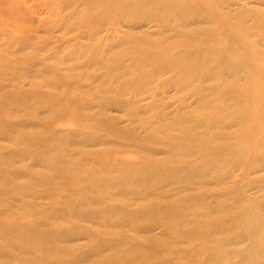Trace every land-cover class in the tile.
I'll return each instance as SVG.
<instances>
[{
	"label": "rangeland",
	"instance_id": "374dc122",
	"mask_svg": "<svg viewBox=\"0 0 264 264\" xmlns=\"http://www.w3.org/2000/svg\"><path fill=\"white\" fill-rule=\"evenodd\" d=\"M94 1L93 9L86 7L85 0H76L73 5L57 0H17L13 2L15 5L8 0L0 2V10H13L14 7L17 14L25 19L19 30H14L8 19L0 21V67L3 70L8 68V72L6 69L0 73V131L28 128L34 134L65 136V140H60L62 143L68 141L80 151L84 148L82 151L90 167L96 158L103 159L105 164L111 162L107 176L115 177V173L128 171L133 177L143 174V180L130 178L124 194L116 190L118 187L113 186V182H109L108 187L117 192V199L124 202L129 213L134 215L135 228L141 238L150 239L144 248V252L150 254V264H178V261L206 264L209 253L196 251L203 238L188 243L183 232L196 225L191 223L198 215L203 217L207 213L209 215L204 219L219 223L209 244L221 243L229 236V240H225L227 249L238 252L251 248L255 251L253 254H257V243L242 234L245 231L238 232L232 227L238 225V216L249 217L251 213L259 216L260 223L264 225V140L259 143L257 152L252 151L251 141V123L255 120L262 126L260 131L264 138V0H187L185 4L188 5L182 6L193 10V17L182 22L174 11L171 14L166 12L164 0H148L149 5L147 0L146 3L144 0ZM28 20H31L30 24ZM123 47L128 48L121 50ZM13 55L19 58L16 62ZM26 55L29 58L27 56L26 59ZM60 89L66 97L77 96L89 102L90 119L78 118L85 121L86 126H82L84 133L90 134L94 140L83 143L72 135L82 128L72 124V112L65 110L63 102L58 101L63 93ZM28 114L34 116L28 117ZM213 117L216 123L211 127L213 123H208ZM97 123L101 128H95ZM69 137L78 140L71 141ZM21 147L17 145L16 149ZM10 149L7 139L0 135V171L3 173L2 164L14 161L7 155ZM95 152L99 154L95 155ZM74 157L79 159L81 155L74 153ZM29 161L26 157L20 165L26 166ZM149 174L150 178H146ZM22 188L18 183L15 191ZM46 189L45 182H36L32 189L35 193L26 192L21 205L12 199L13 207L7 196L0 193L1 213L14 224L28 223L27 212L42 213L40 216L46 219L41 221L40 229L52 231L56 236L71 229L67 225L61 228L50 226L48 217L53 216L52 194ZM74 196L85 201L95 197L101 202L80 208L79 212L85 215L80 220L71 218L75 222L71 225L79 229H95L103 223L105 231L100 240L106 239L107 232L116 229L115 215L107 208V200L103 199L106 196L94 187ZM138 203L151 204L138 211ZM63 210L59 212L70 221ZM97 211L101 214H95ZM171 230L178 233L172 236ZM178 236L180 238L176 239ZM75 241L76 245H88L85 238ZM71 250L64 256L76 255L81 264H92L97 259L93 253L82 257L77 255L80 251ZM245 259L246 256L242 261Z\"/></svg>",
	"mask_w": 264,
	"mask_h": 264
},
{
	"label": "bare ground",
	"instance_id": "6f19581e",
	"mask_svg": "<svg viewBox=\"0 0 264 264\" xmlns=\"http://www.w3.org/2000/svg\"><path fill=\"white\" fill-rule=\"evenodd\" d=\"M5 0H0V2H3ZM7 1V0H6ZM9 3L13 0H8ZM58 2H70L75 4L76 0H57ZM80 1V0H78ZM84 1V0H83ZM130 1V0H127ZM145 1V0H144ZM163 1V0H162ZM194 1V0H193ZM17 2V0L13 1ZM11 2V3H13ZM21 2V1H20ZM19 2V3H20ZM75 2V3H74ZM100 2V1H99ZM116 2V1H115ZM147 4L149 5L150 2L147 0ZM160 2V1H159ZM187 2V0H164V8L166 9V12L174 11L178 16H180V22L182 20H186L187 18L193 17V10H186L182 5H184ZM191 2V1H190ZM23 3V2H21ZM84 2H82L83 5ZM85 3L87 4L86 7L93 9V4L95 3L94 0H85ZM98 3V1H97ZM146 3V1H145ZM2 4V3H1ZM5 5V3H3ZM15 5V3H13ZM12 4V5H13ZM121 4V3H120ZM124 4V3H123ZM127 4V3H126ZM22 5V4H20ZM65 5V4H64ZM116 5V3H115ZM132 5V4H131ZM139 5V4H138ZM141 5V4H140ZM147 5V6H148ZM188 5V4H185ZM195 5V4H194ZM6 6V5H5ZM84 6V5H83ZM82 6V8H83ZM114 6V5H113ZM125 6V5H124ZM134 6V5H133ZM153 6V5H152ZM156 6V5H155ZM21 7H24L23 5ZM42 7V6H41ZM116 7V6H115ZM138 7V6H137ZM188 7V6H187ZM196 6H194L195 8ZM12 9H4L0 10V21H5V19L9 20V23L13 27L14 30H19L21 27V24L24 22V18L17 14L14 7ZM16 8V7H15ZM81 8V9H82ZM101 8V7H100ZM99 8V9H100ZM108 8V7H107ZM129 8V7H128ZM127 8V9H128ZM153 8V7H152ZM156 8V7H154ZM199 8V7H198ZM24 9V8H23ZM21 9V10H23ZM80 9L81 13L82 10ZM98 10L97 8H95ZM94 9V10H95ZM112 9V8H111ZM141 9V8H140ZM143 9V8H142ZM162 9V8H161ZM17 10V9H16ZM77 9L76 11H78ZM85 10V8H84ZM118 10V9H117ZM132 10V8H131ZM138 10V8L136 9ZM149 10V9H148ZM15 11V12H14ZM74 11V12H76ZM119 11V10H118ZM123 11V10H121ZM139 11V10H138ZM144 11V10H143ZM164 11V10H163ZM177 11V12H176ZM26 12V10H25ZM56 12V11H55ZM131 12V11H130ZM133 12H135L133 10ZM79 13V12H77ZM79 13V14H81ZM90 13V12H89ZM92 13V12H91ZM90 13V14H91ZM94 13V12H93ZM117 13V12H116ZM122 13V12H121ZM125 13V12H124ZM148 13V11H147ZM83 14V13H82ZM96 14V13H95ZM132 14V12H131ZM134 14V13H133ZM144 14V13H143ZM174 14V13H173ZM92 15V14H91ZM104 15V14H103ZM130 15V13H129ZM199 15V14H198ZM93 16V15H92ZM91 16V17H92ZM118 16V15H117ZM136 16V15H135ZM166 16V15H165ZM83 17V16H82ZM109 17V16H108ZM31 18V17H30ZM29 18V19H30ZM118 18L121 20L120 16ZM93 19V18H92ZM6 20V21H8ZM91 20V19H90ZM97 20V19H96ZM115 20V19H114ZM118 20V19H117ZM169 20V19H168ZM29 21V20H28ZM31 21V20H30ZM30 21L28 24H30ZM264 21V20H262ZM99 22V21H97ZM2 23V22H1ZM260 23V21H259ZM5 24V23H2ZM126 25V24H125ZM179 25V24H178ZM184 25V24H183ZM182 25V26H183ZM181 26V27H182ZM187 26V24H186ZM183 26V27H186ZM115 27V26H114ZM177 27V26H176ZM1 28V27H0ZM28 30L30 27H27ZM179 28V27H178ZM32 30V29H30ZM30 32V31H29ZM176 34V33H175ZM183 36V35H182ZM184 37V36H183ZM32 38V37H31ZM111 38V37H110ZM181 38V34H180ZM186 38V37H185ZM123 39V38H122ZM121 39V40H122ZM131 39V38H130ZM182 39V38H181ZM202 39V38H201ZM120 40V41H121ZM128 41V39H126ZM190 41V38L188 39ZM7 41V40H6ZM30 40H28L29 42ZM143 41V40H142ZM198 41V39H197ZM13 42V41H12ZM27 42V41H26ZM129 42V41H128ZM137 42V41H136ZM23 43V42H22ZM121 43V42H120ZM124 42H122L123 44ZM131 42H129L130 44ZM153 43V42H152ZM127 43H125L124 46H126ZM134 44V43H133ZM144 44V43H143ZM15 46V44H13ZM21 45V42L18 44ZM131 45V44H130ZM142 45V43H141ZM146 45V44H145ZM31 46V45H30ZM13 47V46H12ZM35 47V46H33ZM32 47V48H33ZM116 47V46H115ZM118 47V46H117ZM15 48V47H14ZM96 47H94L95 50ZM128 47H123L121 50ZM133 48V47H132ZM218 48V47H217ZM11 49V48H9ZM8 49V50H9ZM117 49V48H115ZM125 49V50H126ZM98 50V49H97ZM111 51V49H109ZM124 50V51H125ZM218 50V49H217ZM10 51V50H9ZM16 51V50H14ZM19 51V50H18ZM32 50H30L28 53L30 54ZM87 51V50H86ZM85 51V52H86ZM195 51V50H194ZM193 51V53H194ZM13 52V51H10ZM92 52V51H91ZM96 52V51H95ZM201 52V51H200ZM199 52V53H200ZM203 52V51H202ZM17 53V52H15ZM27 53V54H28ZM123 53V52H122ZM131 53V52H130ZM137 56V53H135ZM210 54V53H209ZM93 55V54H92ZM97 55V54H95ZM99 55V54H98ZM111 55V53H110ZM116 55V54H115ZM194 55V54H193ZM200 55V54H199ZM211 55V54H210ZM14 56V62H16L18 59L15 55ZM23 57V55H21ZM29 58V55H26ZM33 56V55H32ZM94 56V55H93ZM191 56V55H190ZM97 57V56H96ZM104 57V56H103ZM110 57V56H109ZM114 57V56H113ZM128 57V56H127ZM148 57V56H147ZM189 57V56H188ZM201 57V56H200ZM30 58H34L31 57ZM90 58V57H89ZM93 58V57H92ZM115 58V57H114ZM120 58V57H119ZM118 58V60H119ZM180 58V57H179ZM208 58V57H207ZM217 58V57H215ZM96 59V58H94ZM108 59V58H107ZM135 59V58H134ZM145 59V58H144ZM147 59V58H146ZM190 59V58H189ZM105 60V59H102ZM136 60V59H135ZM140 60V59H139ZM173 60V59H172ZM208 60V59H207ZM9 61V60H8ZM91 61V58H90ZM198 61V59H197ZM228 61V60H227ZM2 62V61H1ZM110 62V60H109ZM120 63V61H118ZM148 62V61H147ZM200 62V61H199ZM4 63V62H3ZM142 63V62H141ZM10 64V63H9ZM100 64V62H99ZM106 64V63H105ZM202 64V63H201ZM239 64V63H238ZM120 65V64H119ZM131 65V64H130ZM174 65V64H173ZM30 66V65H29ZM33 66V64H32ZM30 66V67H32ZM46 66V65H45ZM99 66V65H98ZM176 66V65H175ZM238 66V65H236ZM97 67V66H96ZM180 67V66H179ZM1 68V67H0ZM11 68V67H10ZM34 68V67H33ZM41 68V67H40ZM174 68V67H173ZM8 72V68H4ZM16 69V68H15ZM18 69V67H17ZM32 69V68H30ZM37 69V68H36ZM45 69V68H44ZM56 69V68H55ZM102 69V68H100ZM128 69V68H127ZM138 69V68H137ZM176 69V68H175ZM183 69V68H182ZM222 69V68H221ZM5 70L2 68L0 69V73H3ZM11 70V69H10ZM34 70V69H32ZM38 70V69H37ZM42 70V68H41ZM48 70V69H47ZM53 70V69H51ZM111 70V69H110ZM31 71V70H30ZM140 71V70H138ZM165 71V70H164ZM237 71V70H236ZM61 72V71H60ZM104 72V71H103ZM111 72V71H110ZM119 72V71H118ZM39 73V72H38ZM35 73V74H38ZM83 73V72H82ZM81 73V74H82ZM184 73V72H183ZM224 74V72H222ZM233 73V72H232ZM246 73V72H245ZM18 74V73H17ZM21 74V73H20ZM30 74V73H29ZM32 74V72H31ZM30 74V75H31ZM55 74V73H54ZM64 74V73H63ZM85 74V73H84ZM102 74V73H101ZM22 75V74H21ZM29 75V76H30ZM34 75V73H33ZM43 75V74H42ZM49 75V74H48ZM127 75V74H126ZM232 75V74H231ZM9 76V74H8ZM7 76V77H8ZM28 76V74H27ZM35 76V75H34ZM33 76V77H34ZM41 76V74H40ZM45 76V75H43ZM50 76V75H49ZM52 76V75H51ZM86 76V75H84ZM184 76V75H183ZM247 76V75H246ZM18 77V76H16ZM57 77V76H55ZM101 77V76H100ZM104 77V76H103ZM118 77V75H117ZM212 77V75H211ZM224 77V76H222ZM239 77V76H238ZM19 79L21 78L18 77ZM29 78V77H27ZM32 78V77H31ZM30 78V79H31ZM44 78L48 79V76H45ZM53 77H50L51 79ZM122 78V77H121ZM8 79V78H7ZM25 80V77L23 78ZM34 79V78H33ZM101 79V78H100ZM188 79V78H187ZM11 80V79H10ZM29 80V79H28ZM35 80V79H34ZM45 80V79H44ZM152 80V79H151ZM195 80V79H194ZM14 81H16L14 79ZM30 81V80H29ZM32 81V80H31ZM48 81V80H47ZM147 81V80H146ZM150 81V80H149ZM36 82V81H34ZM44 82V81H43ZM102 82V81H101ZM208 82V81H207ZM211 82V81H210ZM18 83V82H17ZM41 83V81H40ZM49 83V81H48ZM138 83V82H137ZM73 84V83H72ZM100 84V83H99ZM187 84V83H186ZM202 84V83H201ZM212 84V83H211ZM33 85H37L34 83ZM41 85V84H39ZM47 85V84H46ZM45 85V86H46ZM49 85V84H48ZM103 85V82H102ZM229 85V84H228ZM7 86V85H6ZM11 85L9 84V87ZM22 86V85H21ZM20 86V88H21ZM50 86V85H49ZM122 86V85H121ZM191 86V85H190ZM196 86V85H195ZM212 86V85H211ZM222 86V85H221ZM48 87V86H47ZM72 87V86H71ZM99 87V86H98ZM119 87V86H118ZM135 87V85H134ZM8 88V87H7ZM44 88V87H43ZM51 88V86H50ZM66 88V87H65ZM92 88V87H91ZM260 88V87H258ZM69 89V88H68ZM71 89V88H70ZM74 89V88H72ZM71 89V90H72ZM107 89V88H106ZM110 89V88H109ZM136 89V88H134ZM138 89V88H137ZM181 89V88H180ZM226 89V88H225ZM3 90V89H1ZM63 93L59 95L58 101L60 100L63 102V106H65V110H68L72 112V124L78 125V127L86 126L84 122L79 120V116H84L87 120L90 119L91 115V107L89 106V102H85L82 99H80L77 96H71L66 97L65 92L60 89ZM103 90V89H101ZM139 90V89H138ZM194 90V89H192ZM199 90V88H198ZM60 91V92H61ZM75 91V90H73ZM78 91V89H77ZM110 91V90H109ZM4 92V91H3ZM25 92V91H24ZM68 92H70L68 90ZM101 92V91H100ZM114 92V91H113ZM129 92V91H128ZM228 92V91H227ZM226 92V93H227ZM264 92V91H263ZM104 93V92H103ZM102 93V94H103ZM112 93V92H111ZM141 93V91H140ZM95 94V93H94ZM123 94V93H122ZM207 94V93H206ZM6 96V95H5ZM20 96H24L23 94H20ZM212 96V95H210ZM229 97L228 95H226ZM35 97V96H34ZM115 97V96H113ZM201 97V96H200ZM6 98V97H5ZM12 99V97H9ZM15 98V97H14ZM38 98V97H37ZM102 98H105L104 96ZM205 98V97H204ZM212 98V97H211ZM223 99V98H222ZM216 100V98H215ZM218 100V99H217ZM30 101V100H29ZM36 101V100H35ZM52 101V100H51ZM232 101V100H231ZM238 101V100H237ZM213 102V101H212ZM226 102V101H225ZM224 102V103H225ZM233 102V101H232ZM236 102V101H234ZM238 103V102H236ZM131 104V103H130ZM228 104V103H227ZM32 105V104H31ZM55 105V104H54ZM226 105V104H225ZM153 106V105H152ZM219 106V105H218ZM60 107V106H59ZM161 107V106H160ZM199 107V106H198ZM224 107V105H223ZM235 107V106H234ZM233 107V108H234ZM24 108V107H22ZM210 108V107H209ZM55 109V108H54ZM93 109V108H92ZM204 109V108H203ZM25 110V109H24ZM149 110V109H148ZM152 110V109H151ZM198 110V108H197ZM207 110V109H206ZM26 111V110H25ZM24 111V112H25ZM67 111V112H68ZM214 111V110H213ZM212 111V112H213ZM219 111V110H218ZM225 111V109H224ZM223 111V112H224ZM53 112V111H52ZM58 112V111H57ZM183 112V110H182ZM189 112V111H188ZM195 112V111H194ZM221 112V111H220ZM202 114V113H201ZM219 114V112H218ZM29 115V114H28ZM95 115V114H94ZM154 115V114H153ZM170 115V114H169ZM187 115V114H185ZM32 117L34 115H29L28 117ZM197 116V115H196ZM255 116V115H254ZM253 116V117H254ZM83 117V118H84ZM155 117V116H154ZM169 117V116H168ZM202 117V115H201ZM84 118V119H85ZM204 118V117H203ZM256 118V117H254ZM253 118V119H254ZM83 119V120H84ZM181 119V118H180ZM200 119V118H199ZM197 120V118H196ZM162 121V120H161ZM166 121V120H165ZM187 121V120H186ZM185 121V122H186ZM138 122V121H137ZM164 122V121H163ZM168 122V121H167ZM198 122V121H197ZM200 122V121H199ZM239 122V121H238ZM259 122V121H258ZM96 123V122H95ZM140 123V121H139ZM138 123V124H139ZM161 123V122H160ZM184 123V122H183ZM196 123V122H195ZM213 123V124H211ZM216 120L213 117L212 121L208 124H211L212 127L215 125ZM102 124V122H101ZM103 125V124H102ZM164 125V124H163ZM162 125V126H163ZM182 125V124H181ZM185 125V123H184ZM205 125H207L205 123ZM99 126V127H98ZM177 126V125H176ZM197 126V125H195ZM209 126V127H210ZM250 126V125H249ZM203 127V126H202ZM262 127V126H261ZM261 127L258 125V123L253 122L251 123V128L253 130V135L251 137L252 141V151L257 152L260 149V144L263 142L264 138H262L263 135H261ZM34 128V127H33ZM86 128V127H85ZM95 128H101L100 124L97 123ZM163 128V127H162ZM196 128V127H195ZM206 128V127H205ZM184 129V128H183ZM199 129V128H198ZM83 130V128H82ZM80 129L76 130L72 135L76 136L79 141L83 143H88L89 141H92L94 139H91L90 134L84 133V130L82 131ZM97 130V129H96ZM148 130V129H147ZM154 130V129H153ZM168 130V129H167ZM181 130V129H180ZM35 131V130H34ZM166 131V130H165ZM174 131V130H172ZM189 131V130H188ZM148 132V131H147ZM152 132V131H151ZM234 132V131H233ZM149 133V132H148ZM181 133V132H180ZM195 133V132H194ZM197 133V132H196ZM235 133V132H234ZM233 133V135H234ZM80 135L79 137L77 136ZM176 134V133H175ZM237 134V133H235ZM0 135L4 136L7 139V142L10 144L11 149L7 153L8 156H10L14 161H6L5 164H2L4 173L0 171V193L5 194L7 196V200L11 207L12 204H14L12 199L19 203L20 205L23 204V196L26 192H30V194H34L35 192H32L33 188L36 186V182H45L47 186V193L52 194L50 196V200L53 204V216L48 217L49 221L51 222L50 226L54 227H64V226H71L72 228L66 231H61L57 236L53 235L52 231L49 230H42L40 229L41 221L45 220L46 217H41L43 214L35 215L30 212H27V216H29V222L28 223H21V224H14L9 222L4 215L0 211V264H81L80 260H78V257L76 255H72V257H65L68 250L75 249L76 251H80L77 255H82V257L88 255L90 256V253H93L97 255V259L92 264H150V254H147L145 251V246L150 242L149 240H144L141 238V235H139V232L135 228V222L133 220V216L129 211L127 210V205L124 202H121L119 199H117V195L115 190H110V187H108L109 182H113V186L118 187L116 188L121 191V194L126 193L127 191H124L126 189V183L131 182L130 178L133 176H130L131 174L128 171V173L123 174H117L115 173V177L107 176V170L109 167L108 164L102 163L103 159L96 158L92 164V167H90V162L86 161L85 153L82 151L84 148L81 149V151L76 149L73 144H69L67 142H61L60 140H65V136L63 138L54 136L52 133H48L47 135H41L37 133L31 132L28 128H11L8 131H0ZM68 135V134H67ZM87 135V136H86ZM149 135V134H148ZM147 135V136H148ZM154 135V134H153ZM193 135V134H192ZM72 136V137H73ZM162 136V135H161ZM77 138H71L68 139L71 141H75ZM98 138V137H96ZM95 138V140H96ZM149 138V137H148ZM226 138V137H225ZM77 139V140H78ZM99 139V138H98ZM150 139V138H149ZM174 139V138H173ZM176 139V138H175ZM181 139V138H180ZM224 139V138H223ZM234 139V138H233ZM54 140V141H52ZM142 140V139H141ZM179 140V139H178ZM212 140V139H211ZM220 140V139H219ZM228 140V139H227ZM135 141V140H134ZM181 141V140H180ZM184 141V140H183ZM136 142V141H135ZM167 142V141H166ZM169 142V141H168ZM178 142V141H177ZM187 142V141H186ZM213 142V141H212ZM218 142V141H217ZM239 142V141H237ZM241 142V141H240ZM174 143V142H173ZM176 143V142H175ZM174 143V145H175ZM188 143V142H187ZM76 144V143H75ZM104 144V143H103ZM153 144V143H152ZM156 144V143H155ZM162 144V143H161ZM177 144V143H176ZM198 144V143H197ZM208 144V142L206 143ZM240 144V143H239ZM17 145H21L22 147L20 149H16ZM79 145V144H78ZM98 145V144H97ZM209 145V144H208ZM76 146V145H75ZM81 146V145H80ZM199 146V144L197 145ZM223 146V145H222ZM78 147V146H77ZM83 147V146H82ZM168 147V146H167ZM166 147V148H167ZM204 147V146H203ZM212 147V146H211ZM239 148V147H238ZM180 149V148H179ZM212 149V148H211ZM215 149V148H214ZM176 150V148L174 149ZM191 150V149H190ZM210 150V149H209ZM232 150V149H231ZM149 152V151H148ZM192 152V150H191ZM203 153V151H201ZM206 152V151H204ZM75 154H80L81 157L79 159H76L74 157ZM95 155L99 154L98 152L94 153ZM199 154V153H198ZM220 154V153H219ZM247 154V153H246ZM175 155V154H174ZM231 155V154H230ZM195 156V155H194ZM29 157L30 161L26 166H21L20 162L26 158ZM167 157V156H166ZM207 157V156H206ZM6 157L4 156V159ZM213 158V157H212ZM232 158V157H231ZM230 158V159H231ZM243 158V157H242ZM245 158V157H244ZM171 159V158H170ZM208 159V158H207ZM26 161V160H25ZM28 161V159H27ZM90 161V160H89ZM191 161V160H190ZM13 164H12V163ZM104 162V160H103ZM142 162V161H141ZM147 162V160H146ZM197 163V162H196ZM229 163V161L227 162ZM216 164V162H215ZM195 165V164H194ZM111 166V165H110ZM146 167V166H145ZM253 167V166H252ZM38 168V169H36ZM188 168V167H187ZM196 168V167H195ZM145 169V168H144ZM148 169V168H147ZM175 169V168H174ZM8 172H7V171ZM170 170V169H169ZM186 170V169H185ZM197 170V169H196ZM10 171V172H9ZM121 172V171H120ZM195 172V171H194ZM198 172V171H197ZM5 173H9V175H6ZM150 173V172H149ZM148 174V173H147ZM191 174V173H190ZM189 174V175H190ZM207 174V172L205 173ZM91 175H94L93 178H90ZM176 175V174H175ZM143 174H138L134 178L135 181H138V179H144ZM205 176V175H204ZM207 176V175H206ZM112 177V178H109ZM168 177V176H167ZM174 177V176H173ZM146 178H150V174L146 175ZM16 179V180H14ZM142 179V180H143ZM167 179V178H166ZM168 180V179H167ZM176 180V179H175ZM184 180V179H183ZM176 182V181H175ZM18 183H21L22 189L21 191H15V188ZM167 183V182H166ZM15 186V187H14ZM94 187L96 191L100 192L103 196H106L107 203L109 207L107 208L111 209V213L115 215V228L113 231L107 232V237L104 240H100V236L102 232H104V225L103 223L99 224V228H90V229H82V228H74L71 223L73 222L72 219L80 220L82 216L85 214L79 212L80 208L83 206H88L93 203L101 202L95 197H91L88 199V201H85L83 198L81 200L77 199L74 195L78 194L79 192H84L85 190ZM205 187V185H204ZM203 188V186H202ZM101 190V191H100ZM93 191V190H92ZM114 191V192H113ZM118 191V190H117ZM187 191V189H186ZM132 192V191H130ZM93 193V192H92ZM134 195H136V192H132ZM180 193V192H179ZM185 193V192H183ZM87 194V193H86ZM163 194V193H162ZM97 195V194H96ZM99 195V194H98ZM191 195V194H190ZM149 196V195H148ZM157 196V195H156ZM169 197V196H168ZM216 197V196H215ZM152 198V197H151ZM149 199V198H148ZM87 200V199H86ZM155 200V199H154ZM219 200V199H218ZM223 200V199H222ZM104 201V200H103ZM26 203V202H24ZM256 203V201H255ZM151 204V203H150ZM149 203H138V206H136L137 210H143L145 207H150ZM26 205V204H25ZM201 205V204H200ZM27 206V205H26ZM95 206V205H94ZM184 206V205H183ZM222 207V206H221ZM160 208V207H159ZM158 208V209H159ZM254 208V207H252ZM60 209L66 211L65 215H67L70 218V221L66 220V217L64 218L61 212H59ZM96 209V208H95ZM105 209V208H104ZM197 209V207H196ZM212 209V208H211ZM257 209V208H256ZM263 209V208H262ZM12 210V209H11ZM114 210V211H113ZM264 210V209H263ZM157 211V210H156ZM176 211V210H175ZM214 211V210H213ZM221 211V210H220ZM225 211V210H223ZM231 212V211H230ZM254 212V211H253ZM68 213V214H67ZM155 213V212H154ZM152 213V214H154ZM171 213V212H170ZM259 213V212H258ZM95 214H101L99 211L95 212ZM161 214V213H160ZM166 214V213H165ZM173 214V213H172ZM198 215V214H197ZM208 213L206 215L199 216L197 219H194V221L191 223L192 225L196 224L195 227L191 226L188 228L187 231L183 232V234L186 235V239L188 243H195L198 238H203L202 242H199L198 249L203 250L204 252H208V262L206 261V264H263L262 262L264 260V225L260 223V217L256 216L255 213H251L248 217L247 215L238 216L237 224L240 225H234L232 229H237L238 232L245 231L244 235L251 237L256 243L257 247H259L258 253L253 254L255 251L246 250V251H233L227 249L226 241L229 240V236H226L225 239H222L221 243L220 241L216 243L209 244L210 239L212 240V235L215 233L216 228H218L219 223L215 224L214 222L210 221L208 218ZM213 215V214H212ZM113 216V215H112ZM182 216V215H181ZM261 216V215H260ZM110 217V216H109ZM114 217V216H113ZM169 217V216H168ZM262 217V216H261ZM72 218V219H71ZM164 218V217H163ZM162 218V219H163ZM203 218V220H202ZM223 218V217H222ZM141 219V218H140ZM143 219V218H142ZM166 219V218H165ZM176 219V218H175ZM183 220V219H182ZM161 222V221H160ZM159 222V223H160ZM263 222V221H262ZM162 223V222H161ZM185 223V222H184ZM140 224V223H139ZM142 224V223H141ZM148 224V222H147ZM76 227V226H75ZM93 227V226H92ZM59 228V229H60ZM180 230V227L177 228V231ZM130 231V232H129ZM166 231V229H165ZM176 230H171L170 234L172 236H175L178 232ZM163 232V231H162ZM169 233V232H168ZM181 235V234H180ZM77 238H85L88 241L87 243L76 245V239ZM175 238V237H174ZM180 238L179 236L176 238ZM163 239V237H162ZM207 240V241H205ZM226 240V241H225ZM230 246V245H229ZM232 246V245H231ZM239 246V245H238ZM241 246V245H240ZM75 247V248H74ZM255 248V246H254ZM194 249V248H193ZM196 249V248H195ZM72 251V250H71ZM148 251V250H147ZM191 253V252H190ZM197 252H194L193 254L196 255ZM232 253H236L235 257L232 256ZM186 254V253H185ZM159 255V254H158ZM203 255V254H202ZM197 256V255H196ZM240 256V257H239ZM246 256L247 259L243 260V257ZM144 257V259H142ZM153 257V256H152ZM160 257V256H159ZM186 257V256H185ZM191 257V256H190ZM156 258V257H155ZM161 258V257H160ZM193 258V256H192ZM198 258V257H197ZM200 258V257H199ZM88 259V258H87ZM91 259V258H90ZM179 260V259H178ZM83 262V261H82ZM154 262V261H153ZM157 262V261H156ZM178 264H187L183 263V261H178ZM89 263V261H88ZM189 264V263H188Z\"/></svg>",
	"mask_w": 264,
	"mask_h": 264
}]
</instances>
